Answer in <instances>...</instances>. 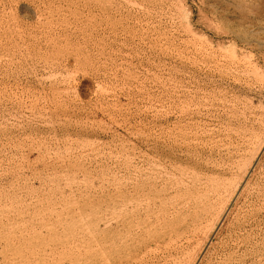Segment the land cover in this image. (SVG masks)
<instances>
[{
  "label": "rangeland",
  "instance_id": "374dc122",
  "mask_svg": "<svg viewBox=\"0 0 264 264\" xmlns=\"http://www.w3.org/2000/svg\"><path fill=\"white\" fill-rule=\"evenodd\" d=\"M246 117L206 217L108 264H165L186 236L176 264H264V0H0V264H107L83 233L136 172L172 209Z\"/></svg>",
  "mask_w": 264,
  "mask_h": 264
},
{
  "label": "bare ground",
  "instance_id": "6f19581e",
  "mask_svg": "<svg viewBox=\"0 0 264 264\" xmlns=\"http://www.w3.org/2000/svg\"><path fill=\"white\" fill-rule=\"evenodd\" d=\"M252 122L253 119L251 120L246 117L244 120H238L236 125L233 124V128L228 126L231 127L232 130L230 131L231 128H227L230 132H226L227 134L224 135V147L216 154L219 160L214 159V161L207 165L202 171L199 170L198 173L188 176L190 181L187 180L189 182H184V186L181 189L179 186L174 192L177 197L179 196L180 204L177 201L178 203H174L175 206H173L172 209L169 208L164 211L165 207L163 208L162 204L158 206V202L155 200L156 198L153 201V199L147 197L149 192L148 185L142 186V184H140V175L136 172V181L131 189V198L126 199V197L123 196L124 194H120V204L119 206L118 204L116 205L120 213L117 211L114 212L113 215L107 214V208V213L103 212L96 221V224L94 226L88 225L89 227H87L83 233L86 245V250L83 255L84 260L86 262H92L94 260L101 262L105 261L108 264L114 262L118 258V253L124 251L129 246V243L147 236V234L153 232L151 231L152 229L160 228L167 231V229H173L177 223L186 224L190 228L197 226L209 213L215 200L226 184L234 162L249 143L252 136ZM178 183L176 184L178 185ZM231 184L233 185V183ZM171 191H173V189ZM127 205L130 206L128 207ZM92 228H96L97 230L94 231ZM186 234L188 235V233ZM179 238L180 237H178V243H176L174 247L172 246L173 249L166 255H162L163 258L167 260L164 262L165 264H176L184 251L186 241H189V237H182L180 240ZM145 245L146 246L139 251V254L144 251L146 256H148L147 252L151 253L155 250L160 251L165 247L161 242H151Z\"/></svg>",
  "mask_w": 264,
  "mask_h": 264
}]
</instances>
